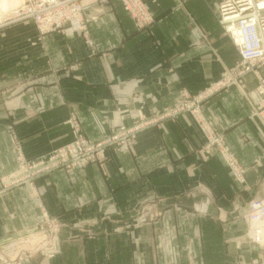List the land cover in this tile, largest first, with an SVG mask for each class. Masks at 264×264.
Wrapping results in <instances>:
<instances>
[{
	"label": "crops",
	"instance_id": "crops-1",
	"mask_svg": "<svg viewBox=\"0 0 264 264\" xmlns=\"http://www.w3.org/2000/svg\"><path fill=\"white\" fill-rule=\"evenodd\" d=\"M178 1L146 0L156 19L151 30H137L119 0L97 4L105 13L90 23L91 45L79 31L40 36L32 21L0 29V88H7L0 92V178L20 168L9 127L35 159L71 140L74 111L92 141L119 124H144L132 151L109 147L103 163L40 174V202L29 184L0 198V244L52 243L23 264L264 260L245 217L247 201L264 196V125L249 100L231 86L202 101L246 168L247 189L216 149L202 148L205 136L190 112L145 123L184 92L199 95L239 58L218 20L221 0ZM255 86L248 74L247 89ZM42 209L66 225L55 240L39 226ZM126 221L137 224L120 229Z\"/></svg>",
	"mask_w": 264,
	"mask_h": 264
},
{
	"label": "rangeland",
	"instance_id": "rangeland-1",
	"mask_svg": "<svg viewBox=\"0 0 264 264\" xmlns=\"http://www.w3.org/2000/svg\"><path fill=\"white\" fill-rule=\"evenodd\" d=\"M23 1L24 0H21V3H23ZM60 1L63 4V2L65 0H60ZM223 1L224 0H221L219 3V6H218V20H219L220 24H221V20H222L221 6H222ZM119 2L121 4L122 8L131 17L132 22H133V24L137 30H151L156 19H155L153 10L151 9L150 5L146 2V0H141V3L144 4V6L147 8V9L145 8V10L147 11L148 17H150V18H147V17L144 18V17L135 15L132 10L126 8V5L124 4L123 0H119ZM178 2H179L180 6L183 4V0H179ZM2 3L4 4V8L2 7ZM21 3H20V0H0V20L5 19V18H3L5 16V14L10 12L13 9H16L17 7H18L17 10H20V11L22 10V12H24V10L27 8L29 3L28 4L26 3V5L24 7L20 6ZM75 3H79L80 5H82V10L80 13L74 15V14H72L71 9H68L67 11H66V9H63L62 11L65 13V16H64L63 20H60L61 23H57L56 21L49 22V24L45 27L44 30L41 29V25H40L41 20H36L34 17L23 18V19L16 20V21L15 20H13V21L8 20L7 23H4L2 26H0V29L4 28L5 26H9L11 24H14L16 22L32 21L37 32L40 34V36L51 33V32L70 33V32L79 31L82 33V36H83L85 42L87 44L91 45L92 36L90 34V23L98 20V18L102 14L105 13L101 9H100V11H95V9H93V8H95L97 6V4H100L101 6H109L111 4V2H110V0H78L77 2L75 0L69 4V7H73L75 5ZM56 8H57V6L55 8H53L52 10H54ZM90 10L93 11V13L92 12L88 13V12H90ZM56 11L57 10H54L51 13L53 14ZM14 13H15V11H13L12 14H14ZM43 16L44 15H42L43 19H48V17H46V16L43 17ZM77 19H78V22H77ZM221 26L227 32L226 28L222 24H221ZM228 35L230 36L229 33H228ZM230 38H231V36H230ZM231 40H232V38H231ZM232 42H233V40H232ZM233 44H234V42H233ZM237 52L239 54L238 49H237ZM238 61H239V58H238V60H236V62L233 65L227 66L225 68L222 76L217 81L213 82L208 87H206L199 95L190 96L189 94H187V92H184L183 93L184 97L178 104L164 108L160 113H158L156 116L151 117L145 123H149V124L150 123H161L164 120L176 118L180 113H182L184 111L190 112L192 114V116L195 118L196 122L200 126V129L202 130V132L205 136V143L203 144L202 148L205 150L216 149L217 152L219 153V155L223 158L220 147L217 144L215 146L214 145L210 146L208 143V136L209 135H208V131L206 130L205 124H204V121H208V120L204 116L203 109H202V101L204 98H206L207 96H209V95H211L217 91H220L224 88L235 86L245 96V98L247 100H249V102L251 103V105H252L251 115L259 117L261 123L264 125V118H263V115L261 113V111H262L261 109H264V106L262 104L263 98L257 91L258 85H259V79H258L257 73L248 72L244 75L243 80H244L245 86L243 87V90L240 89L235 84H230V85L224 86L220 89H217V90L214 89L213 91L208 92V90L212 87V85L214 83H217L221 79H223L227 70L232 68ZM261 67L258 68L257 70H258V72H260V74L262 76H264L260 71ZM22 70H23V68H22ZM248 74L254 75L255 80H256L255 89L251 90V91H249L247 89V76H248ZM8 75L9 74H5V77H8ZM10 76H11V74H10ZM21 76H22L21 78H23V75H21ZM4 91L6 92L7 88H3V89L0 88L1 93ZM205 92H208L207 95L204 94ZM254 92H256L258 95V100H256V101H252V100H254L253 99ZM68 123L72 127V138H71V140H69L67 143H65L61 146L54 148L52 151L48 152V154H46L45 156H42L41 158L47 157L54 150H56L62 146H65V145H70L71 143L76 142L79 138H81V139L88 141L90 144H93L94 146H96L95 153H96L97 158L94 161H90L89 163H86L84 165H80L79 167H86L91 163H101V162L103 163L102 160L104 159L106 149L109 147L113 148L115 150L132 151L133 147H134V141H135L136 135H137L138 131L142 128V126H144V124L142 122H140V120L131 126H127L125 124H119V125L115 126L104 139L99 140V141H92L86 136L77 112H75V111L71 112V114L69 116ZM208 123L210 124L209 121H208ZM210 125H212V124H210ZM122 127L133 129V131L131 132V134L127 138V139L130 138V142H131L129 147L117 145V143L122 142L123 137H120V140H118V142L115 144L105 143V142H108L107 140H109L112 136L114 137L115 134L119 133L122 130L121 129ZM212 127L214 128V130L217 134L222 135V134L217 132V129L213 125H212ZM7 132L10 134L12 144L14 145L16 142V144L14 145V148L16 150L17 156L19 155V150H20L24 159L30 163V161L32 159H27L25 157L24 152H23V148H22V144L18 138V135L16 134V131L12 127H9ZM223 138H224L225 147L239 161L236 154L229 148V146H227L226 139L224 136H223ZM18 158H19V156H18ZM35 159H38V158H35ZM223 160H224V158H223ZM239 163H240V161H239ZM26 164H28V163H26ZM225 164L228 167L230 174L232 176H234V178L238 182L243 183V185L245 186V189H247V185H245L247 183L246 176H245L246 168L240 163L241 166L244 168V177H245V181L241 182L235 176L231 167L226 162H225ZM22 165H24V163L21 162V160H20L19 170H21ZM77 167L78 166H75L73 168H63V169L66 170L67 172H69V171H71ZM44 170H48V169H45L43 164L33 165L31 168H29V166L27 167L25 177L20 178L19 176H21V175H19V173H18L15 175H11L9 177L0 178V198L16 186H19L22 184H29L30 187L33 189L32 190L33 194L35 195V197L40 202V200H41L40 196H39L40 193L38 192V189L36 188L35 180L40 174H42L44 172H49V171H44ZM262 183H263V188H264V178L262 179ZM253 199H264V196L263 197L253 196L247 201V211H246L245 217L248 221L249 229L251 231H253V236H254L256 243L264 245L263 242H261V241L259 242L256 240L255 232L252 229V227L250 225V221H249V211H250L249 204H250L251 200H253ZM41 217L42 218H41L39 226L43 230L46 228L50 229L51 232L48 233L47 236L50 238L52 237L55 240V238L60 234L61 230L66 226L65 223L62 221H59L57 217L49 216L46 211H43V209L41 212ZM153 218H156V217H153ZM131 223H133V224H131ZM134 224H137V222L136 221H133V222L126 221V222H123L121 224V226H119V227L122 230L130 231V225H134ZM262 226L264 229V222L262 223ZM262 239L264 241V234H263ZM51 244L52 243L48 242V239H46V240L41 239V240L32 241V242H29V241L20 242L19 245H15V246H13L12 244H9V245L8 244H6V245L0 244V264H23L25 262L34 261V258L36 256H38L39 254H41L43 251L49 249ZM12 249H14V251ZM236 264H264V260H256V261H252L249 263H236Z\"/></svg>",
	"mask_w": 264,
	"mask_h": 264
},
{
	"label": "built area",
	"instance_id": "built-area-1",
	"mask_svg": "<svg viewBox=\"0 0 264 264\" xmlns=\"http://www.w3.org/2000/svg\"><path fill=\"white\" fill-rule=\"evenodd\" d=\"M75 0H65L62 4L60 0H25L21 7L28 4L27 8L22 10L15 9V13L0 20V26L7 23L8 20H20L23 18L34 17L36 20H41V29L49 24V22L56 21L61 23L65 13L63 9H71L72 14H78L82 10V5L75 3L73 7H69V4ZM78 0H76L77 2ZM66 2V3H65ZM126 8L132 10L135 15L141 17H148V13L145 10L144 4L141 0H123ZM57 6L56 12L51 13L53 8ZM20 7V6H19ZM147 9V8H146ZM42 15L48 17L43 19ZM222 20L221 24L226 28L230 34L234 44L239 51V61L230 69L227 70L223 79L214 83L208 92L214 89H220L224 86L235 84L243 90L244 75L248 72H255L258 75L259 85L258 93L263 98L264 106V76L258 72V68L264 65V0H224L221 6ZM43 16V17H44ZM149 20V19H148ZM78 22V19H77ZM208 92L204 94L207 95ZM261 109V108H260ZM261 113L264 118V109H261ZM205 128L208 131V143L210 146L218 145L220 147L224 161L231 167L235 176L239 181L244 182V168L239 161L234 157L232 153L225 147L224 138L215 132L214 128L204 121ZM122 130L112 136L108 142L105 143H117L122 138L121 143L117 145L130 146V138L133 129L122 127ZM96 146L90 144L88 141L79 138L76 142L70 145L62 146L47 157L32 159L27 162L21 151L19 150V159L24 163L19 172L20 178L25 177L27 167L31 168L33 165L43 164L44 171H51L57 168H73L75 166L84 165L90 161H94L96 157ZM28 163V164H26ZM249 221L252 229L255 232V238L257 241L264 243L262 235L260 234L259 221L264 219V199H253L249 204Z\"/></svg>",
	"mask_w": 264,
	"mask_h": 264
},
{
	"label": "bare ground",
	"instance_id": "bare-ground-1",
	"mask_svg": "<svg viewBox=\"0 0 264 264\" xmlns=\"http://www.w3.org/2000/svg\"><path fill=\"white\" fill-rule=\"evenodd\" d=\"M25 2V0L23 1V3ZM23 3H21V5L23 4ZM20 5V6H21ZM18 8V7H17ZM16 8V9H17ZM15 9H13V10H11L10 12H8V13H6L5 14V16L3 17V18H5V17H8V16H10V15H12V13H13V11H14ZM20 172V170L16 173V174H18ZM264 222V219H262V220H260L259 221V223H260V229H261V232H260V234L262 235V238H263V234H264V229H263V226H262V223Z\"/></svg>",
	"mask_w": 264,
	"mask_h": 264
}]
</instances>
